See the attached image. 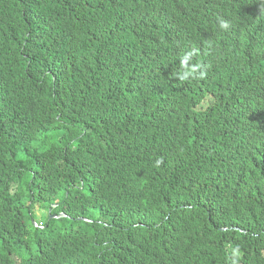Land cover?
<instances>
[{
  "label": "trees",
  "instance_id": "1",
  "mask_svg": "<svg viewBox=\"0 0 264 264\" xmlns=\"http://www.w3.org/2000/svg\"><path fill=\"white\" fill-rule=\"evenodd\" d=\"M129 1L0 0V264H264V43Z\"/></svg>",
  "mask_w": 264,
  "mask_h": 264
},
{
  "label": "clouds",
  "instance_id": "2",
  "mask_svg": "<svg viewBox=\"0 0 264 264\" xmlns=\"http://www.w3.org/2000/svg\"><path fill=\"white\" fill-rule=\"evenodd\" d=\"M156 0H131L127 3V12L133 18V13L138 9H149L158 17L162 14L168 15L165 5L157 9L154 6ZM214 0H204L198 7L197 19L207 21L212 16V8L210 7ZM218 1V0H216ZM222 1V15L218 19V25L221 29L225 30V36L228 42L238 45H246L251 48L250 43L253 40L261 38L258 44L264 43V0H247L245 5L237 4L234 0H221ZM86 12L93 18L96 14L92 11L93 7L85 5ZM134 19V18H133ZM192 53H185L180 60L182 71L178 73V79L188 80L203 79L206 76L204 71L200 70V65L189 66V59ZM160 161L155 162V166H159ZM59 215L51 214L50 217ZM86 219V218H85ZM90 220V219H86ZM77 224L74 226V228Z\"/></svg>",
  "mask_w": 264,
  "mask_h": 264
},
{
  "label": "bare ground",
  "instance_id": "3",
  "mask_svg": "<svg viewBox=\"0 0 264 264\" xmlns=\"http://www.w3.org/2000/svg\"><path fill=\"white\" fill-rule=\"evenodd\" d=\"M232 51V50H231ZM243 57V56H242ZM245 57V56H244ZM233 58V57H232Z\"/></svg>",
  "mask_w": 264,
  "mask_h": 264
}]
</instances>
